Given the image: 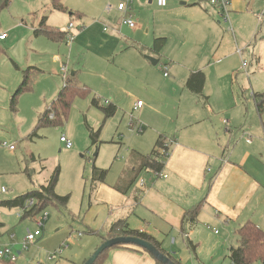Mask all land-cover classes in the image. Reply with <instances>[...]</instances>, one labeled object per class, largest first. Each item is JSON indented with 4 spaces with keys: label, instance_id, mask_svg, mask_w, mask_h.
<instances>
[{
    "label": "crops",
    "instance_id": "1",
    "mask_svg": "<svg viewBox=\"0 0 264 264\" xmlns=\"http://www.w3.org/2000/svg\"><path fill=\"white\" fill-rule=\"evenodd\" d=\"M206 2L167 0L165 7H159L155 0H132L131 16L134 10L138 24L129 27V36L123 33L121 14L114 8L101 9L97 15L91 12L88 17L74 16L84 22L73 23L78 30L70 45L71 72L67 61L63 63L78 85L90 90L88 102L97 112L95 117L104 114L92 105L94 98L101 105L115 106V114L135 112L143 118L146 113H154L163 117H156V126L148 130L137 123L135 128L143 131L141 141L145 146L126 148L125 161H120V168L109 177V170L95 166L107 173L104 182L93 187L91 182L82 220L88 239L84 252L69 264H83L118 220H126L130 230L152 238L179 264L192 263L193 258L198 263L208 258L216 264L224 258L233 264L229 249L238 243L219 239L220 232L209 224L202 227L207 223L203 222L206 214L212 224L234 227L236 237L237 229L247 221L264 230V111L259 113L256 107L259 93L248 96L243 89L239 93L232 79L236 81L243 73L250 85L251 69L247 65V73L244 71L242 64L246 61L238 49L248 47L259 34L258 21L263 18L259 20L258 11L264 0H231L230 25ZM60 32L65 34L64 40H47L59 46L66 43L67 31ZM157 38L166 39L159 53L153 50ZM236 54L242 58L237 70L227 63ZM147 57L156 59L157 64L152 65ZM159 63L158 71L155 66ZM196 71L204 74L200 95L185 86ZM213 71L218 79L207 82L205 72L210 76ZM141 99L142 107L134 110ZM167 100L177 110L175 116L162 114L170 107ZM160 136L162 149L156 147ZM98 142L96 139L92 145ZM153 150L158 154L166 151L160 171L165 178L156 177L149 169L137 170L138 155L146 156ZM198 204L202 216L184 223L185 213ZM16 216L21 218V212ZM39 237L33 243H41ZM18 241L11 231L0 233V245L14 253L22 246ZM104 264L157 263L146 251L128 246L110 249Z\"/></svg>",
    "mask_w": 264,
    "mask_h": 264
},
{
    "label": "rangeland",
    "instance_id": "2",
    "mask_svg": "<svg viewBox=\"0 0 264 264\" xmlns=\"http://www.w3.org/2000/svg\"><path fill=\"white\" fill-rule=\"evenodd\" d=\"M61 2L66 9L64 12L52 10L51 0H11L7 8L0 10V33L6 34L5 40L0 41V201L47 185L57 168L59 176L55 193L59 196H69L65 207L59 204L49 205L33 220L22 219L23 210L0 206V223L3 225L0 226V233L11 231L19 237L20 242L27 230H36V221L42 218V214H48L40 227L41 235L37 239L43 241L30 244L27 248L19 246L14 253L17 257L14 264H69L84 252L88 233L82 220L88 208L93 166L109 170V177L120 168V161H125L126 148L145 146V142L141 141L143 131L139 132L135 128L137 123L144 125L143 129L148 130L151 125L156 126L153 120L159 116L146 113L140 118L135 112L125 115L118 112L108 119L103 116L98 118L95 117L97 112L90 107L89 96L76 97L71 102L67 118L61 124L41 128L36 132V136H31L40 113L51 105L52 100L57 97L56 92H59L57 89L63 85L61 66L67 61L70 68V45L74 42L59 46L47 40L45 36L36 37L32 28L36 29L42 17H45L50 28L66 32L70 20L75 25L84 22L74 18L76 14L82 15V18L88 17L91 12L97 15L101 9L107 10L109 4L115 6L118 0ZM206 4L215 9L209 3ZM263 11L264 5L258 11V16ZM134 13L133 10L132 20L138 24ZM261 19L262 21H258L259 34L255 33L256 36L248 47L238 49V53L242 52L243 60L251 69L250 85L243 73L238 75L236 81L232 78L237 91L240 93V89H243L248 96L252 92L264 91V16L259 20ZM119 24L123 33L129 36L130 28L120 20ZM75 30H78V27L70 30V33L73 35ZM242 58L236 54L229 58L227 63L237 70ZM160 63L155 66L156 70L161 69ZM69 71L71 72V68ZM25 72L31 81V89L19 94L13 106L12 97ZM205 74L207 82L218 79L215 71L211 72L210 76L206 72ZM138 101L144 102L142 99ZM167 101L170 107L162 114L175 116L177 110L171 105L172 101ZM103 106L106 105L103 103ZM90 130H98V144L92 145ZM61 136L68 139L71 149L67 150L60 142ZM4 143L6 146H3ZM11 145L14 150L9 149L8 146ZM149 150L151 151V148ZM17 211L21 212V218H17ZM201 216L200 208L197 217ZM203 222L207 223L202 227L209 224L208 226L220 232L219 239H225L228 244L238 243L234 227L220 223L212 224L207 214ZM203 251H206V248ZM53 254L54 258H49ZM193 261L188 264H216L208 258L203 259L201 263L195 258ZM221 263L230 262L221 258L218 264Z\"/></svg>",
    "mask_w": 264,
    "mask_h": 264
},
{
    "label": "trees",
    "instance_id": "3",
    "mask_svg": "<svg viewBox=\"0 0 264 264\" xmlns=\"http://www.w3.org/2000/svg\"><path fill=\"white\" fill-rule=\"evenodd\" d=\"M11 0H0V10L7 8ZM62 0H51V9L55 11H66L63 6ZM72 16V14H70ZM75 17L79 18L80 15L76 14ZM35 35L45 36L47 39H50L55 42H60L64 40V33L59 30L52 29L46 24L45 17H42L38 27L34 30ZM165 38H157L153 43V50L156 53H159L162 48L165 46ZM186 88L193 94L200 95L204 86V74L201 71H196L190 74L189 78L185 84ZM31 89V81L27 75V72L24 73L22 82L18 86L16 92L14 93L11 102L13 106L16 103V97L26 91ZM90 90L86 87L79 86L76 82L74 75H68L63 81L62 88L57 96L55 102H52L51 105L39 115L37 120V125L35 131L31 136H36V132L45 127L59 125L67 118L71 102L74 98H85L89 96ZM257 103L256 107L259 113L264 111V91L256 95ZM92 105L101 110L104 114V119H108L114 116L116 112V107L109 104L103 106L100 104L99 100L94 98L92 100ZM50 114H53V118H49ZM90 137L92 142L98 137V131L91 132ZM156 147L162 149L163 147V137H158L156 142ZM139 166L138 171L149 169L154 172H160L163 168L161 163L162 155L158 154L157 151L153 150L149 155L141 156L138 155ZM105 170H100L93 166L91 171V182L92 187L96 186L99 183L104 182L106 176ZM59 169L57 168L51 175L47 185H42L38 189L28 191L22 195L16 196L15 198L2 200L0 201V206L6 208H20L23 210L24 215L22 219L30 218L35 219L36 215L42 212L47 206L59 204L61 206H66L69 200V196H59L55 193V186L58 181ZM131 184V181L129 182ZM127 188V187H126ZM125 188V189H126ZM124 192V191H123ZM34 201L31 207H28V203ZM27 206V207H26ZM201 204L194 206L192 209L188 210L183 218V222L193 223L197 218L198 212L200 210ZM238 246L231 247L229 249V258L233 264H264V230L258 228L253 222L247 221L242 226H240L236 231ZM120 236H137L144 240H147L153 243L157 249L162 253L167 255L172 261L176 264H179L175 261L172 256L168 253H165L161 250L159 244L154 241L149 236L132 231L127 227L126 220H118L111 225L110 229L106 232L105 239H111ZM118 247H128V246H115ZM111 248V249H113ZM110 249L104 251L94 264H104L107 253ZM155 260V259H154ZM156 261V260H155ZM157 264H160L156 261ZM0 264H14L11 261L4 260Z\"/></svg>",
    "mask_w": 264,
    "mask_h": 264
},
{
    "label": "built area",
    "instance_id": "4",
    "mask_svg": "<svg viewBox=\"0 0 264 264\" xmlns=\"http://www.w3.org/2000/svg\"><path fill=\"white\" fill-rule=\"evenodd\" d=\"M156 4L159 7H165L167 0H155ZM209 4L211 6H213L218 15L221 17V19L227 23L228 25H230V19H229V13H230V5H231V0H208ZM131 6H132V0H119L118 3L115 6H111L108 5L107 6V10H111V9H115L117 12H119L121 14V18L120 21L122 24L127 25L130 28H134L135 27V23L132 20V16H131ZM126 14V15H125ZM261 16H264V11L263 13L258 17L259 19L261 18ZM76 28V26L70 22L68 24V28H67V33H66V43L69 42L71 43L72 41H74V34L72 35L70 33V30ZM83 25H81L79 27V29H82ZM6 38V34L5 33H0V41L4 40ZM244 71H246V66L247 63L243 62L242 64ZM164 76H167V67L164 66ZM61 73H62V77H63V81L65 80V78L68 76V69L67 66L65 64H63L61 66ZM247 73V71H246ZM143 103L141 101H137L135 106H134V110L136 108H140L142 107ZM49 118H53V114H50ZM224 123H226V121H224ZM60 142L64 144V147L66 149H71V143L68 141V139L65 136H61L60 137ZM3 146H6V143L3 144ZM10 150L14 149V146H8ZM166 151L162 150L161 151V155L162 157L165 156ZM156 177H162L165 178L166 175L161 174L160 172H154ZM144 186V182L140 183V187L143 188ZM34 201H30L28 203V207H31L33 205ZM26 206V207H27ZM48 214L47 213H43L42 214V218H39L38 221H36L37 223V228L35 231H30L27 230L26 234L22 240V248H27L28 245H30L31 243H33L35 241V239L37 237L40 236L41 232H40V227L42 226L43 221H45L47 219ZM55 254L50 255L49 258H54ZM17 257L16 255H14V252L6 246H2L0 245V263L4 260L7 261H11L13 263H15ZM42 264V263H39Z\"/></svg>",
    "mask_w": 264,
    "mask_h": 264
},
{
    "label": "water",
    "instance_id": "5",
    "mask_svg": "<svg viewBox=\"0 0 264 264\" xmlns=\"http://www.w3.org/2000/svg\"><path fill=\"white\" fill-rule=\"evenodd\" d=\"M147 59L152 65L157 64L156 59L152 57H147ZM115 246H134L146 251L160 264H176L167 255L157 249V247L153 243L137 236H120L111 239H105L84 261L83 264H94V262L104 251L111 249Z\"/></svg>",
    "mask_w": 264,
    "mask_h": 264
}]
</instances>
